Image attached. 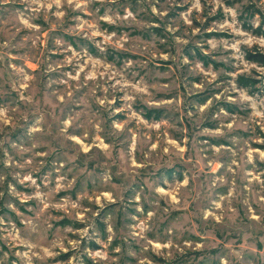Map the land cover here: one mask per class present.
Listing matches in <instances>:
<instances>
[{"label": "rangeland", "instance_id": "rangeland-1", "mask_svg": "<svg viewBox=\"0 0 264 264\" xmlns=\"http://www.w3.org/2000/svg\"><path fill=\"white\" fill-rule=\"evenodd\" d=\"M0 264H264V0H0Z\"/></svg>", "mask_w": 264, "mask_h": 264}, {"label": "trees", "instance_id": "trees-1", "mask_svg": "<svg viewBox=\"0 0 264 264\" xmlns=\"http://www.w3.org/2000/svg\"><path fill=\"white\" fill-rule=\"evenodd\" d=\"M252 61H255V62H256L257 60H255V59H252Z\"/></svg>", "mask_w": 264, "mask_h": 264}]
</instances>
